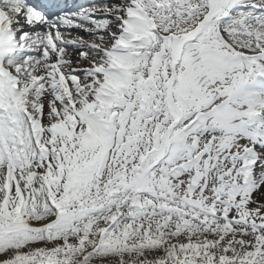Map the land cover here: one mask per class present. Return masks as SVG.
<instances>
[{
	"label": "snow or ice",
	"instance_id": "6c2138e0",
	"mask_svg": "<svg viewBox=\"0 0 264 264\" xmlns=\"http://www.w3.org/2000/svg\"><path fill=\"white\" fill-rule=\"evenodd\" d=\"M0 264H264V0H0Z\"/></svg>",
	"mask_w": 264,
	"mask_h": 264
}]
</instances>
